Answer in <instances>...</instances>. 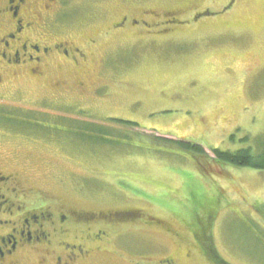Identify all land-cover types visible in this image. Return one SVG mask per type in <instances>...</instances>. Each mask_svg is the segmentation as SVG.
Wrapping results in <instances>:
<instances>
[{"label":"rangeland","instance_id":"obj_1","mask_svg":"<svg viewBox=\"0 0 264 264\" xmlns=\"http://www.w3.org/2000/svg\"><path fill=\"white\" fill-rule=\"evenodd\" d=\"M188 1L212 13L117 43L106 18L121 0H65L82 16L81 38L98 36L93 60L0 89V159L59 205L135 218L82 264H220L211 244L224 264H264V170L206 159L202 172L155 139L194 142L211 157L264 147V0ZM60 79L69 89L57 90Z\"/></svg>","mask_w":264,"mask_h":264},{"label":"flooded vegetation","instance_id":"obj_2","mask_svg":"<svg viewBox=\"0 0 264 264\" xmlns=\"http://www.w3.org/2000/svg\"><path fill=\"white\" fill-rule=\"evenodd\" d=\"M191 5L188 0H121V10L106 18L105 34H116L117 43L147 41L192 27L190 19L212 13L209 6L195 10ZM68 10L65 0H0V89L13 78L42 80L54 66L83 68L93 60L98 36L82 39V16L71 17ZM67 83L54 84L63 92ZM77 86L78 94L88 89L86 81ZM5 161L0 159V264H82L105 238L111 240V229L135 219L122 209L59 205Z\"/></svg>","mask_w":264,"mask_h":264},{"label":"trees","instance_id":"obj_3","mask_svg":"<svg viewBox=\"0 0 264 264\" xmlns=\"http://www.w3.org/2000/svg\"><path fill=\"white\" fill-rule=\"evenodd\" d=\"M120 123L129 124V125H137L136 123L129 122V121H123V120H117ZM157 141H161L164 143V145L171 147L172 149H177L182 152H185L191 157V160L195 163L196 167L199 170H203L204 168V160L208 159L210 161H213L217 164H223V165H230L238 168L243 167H249L259 170H264V147L256 154L252 151V148H242L238 150H220V149H212L213 157L209 156L204 147L200 144L194 143V142H187L183 140H173L169 138H155ZM173 145V146H170ZM207 230L210 231V227L206 228L204 230V233L206 234L207 238H210L209 233ZM212 241V239H211ZM209 251L213 253H210V258H215L220 264H224V262H221L218 259V255L215 253L214 248L212 247V244L209 245Z\"/></svg>","mask_w":264,"mask_h":264}]
</instances>
